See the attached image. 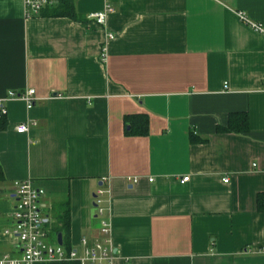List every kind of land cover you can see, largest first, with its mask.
Returning a JSON list of instances; mask_svg holds the SVG:
<instances>
[{"label":"crops","instance_id":"1","mask_svg":"<svg viewBox=\"0 0 264 264\" xmlns=\"http://www.w3.org/2000/svg\"><path fill=\"white\" fill-rule=\"evenodd\" d=\"M74 4L77 20L26 19L0 0V259L22 255L13 192L32 180L65 251L103 240L106 220L113 264H264V34L238 14L264 28V0ZM29 89L30 110L8 99ZM245 113L248 132L223 131ZM144 115L148 134L132 133Z\"/></svg>","mask_w":264,"mask_h":264},{"label":"built area","instance_id":"2","mask_svg":"<svg viewBox=\"0 0 264 264\" xmlns=\"http://www.w3.org/2000/svg\"><path fill=\"white\" fill-rule=\"evenodd\" d=\"M24 6V16L26 19L39 17L41 13L47 9L54 8L60 0H20ZM111 10L107 7L102 13L92 15L90 18L95 20L97 25H104L107 13ZM241 23L251 28L256 34H264V28L259 23H254L246 14L238 13ZM114 39L109 35L108 40ZM10 100H19L25 104L27 110L32 109L37 98L36 92L32 89L25 93H10ZM0 100V119L7 115L4 108V102ZM29 123H25L16 128V133L20 135L27 134L29 131ZM153 179L150 180L152 182ZM136 183L137 180L133 179ZM189 182V178H183L181 183ZM224 183H228L229 179H225ZM107 191L98 190L95 195V206L99 209V216L103 218L105 209L102 207L103 198ZM14 207L12 212L13 231L12 235L18 239L22 255L18 259L10 256H4L0 259V264H35L37 262L47 261H63L77 262L78 264H113L114 253L110 246L111 225L106 220L101 222L100 235L103 240L89 242L82 240L78 249H70L65 251L61 246L52 245L50 243V224L49 217L45 212L43 201L46 193L38 188L35 183L30 181L16 182L13 192ZM7 234L10 232L7 231Z\"/></svg>","mask_w":264,"mask_h":264},{"label":"trees","instance_id":"3","mask_svg":"<svg viewBox=\"0 0 264 264\" xmlns=\"http://www.w3.org/2000/svg\"><path fill=\"white\" fill-rule=\"evenodd\" d=\"M75 0H60L57 6L53 10H46L41 13L43 16L47 17H60V18H70L77 20V15L75 12ZM3 120V119H2ZM0 119V127L4 125V122ZM126 122L132 121V133L144 136L148 134V118L146 116H129L126 118ZM249 127V116L245 114H231L230 122L227 128H223V131L234 132V133H246ZM258 207L260 212H264V194L257 197ZM68 204V203H67ZM65 205L64 212L61 216V221L63 223L64 229L66 230L70 224V212L69 207ZM67 206V207H66ZM68 231V230H67ZM66 231V232H67Z\"/></svg>","mask_w":264,"mask_h":264},{"label":"water","instance_id":"4","mask_svg":"<svg viewBox=\"0 0 264 264\" xmlns=\"http://www.w3.org/2000/svg\"><path fill=\"white\" fill-rule=\"evenodd\" d=\"M61 241H62V236L59 235V238H58L59 245H61Z\"/></svg>","mask_w":264,"mask_h":264}]
</instances>
